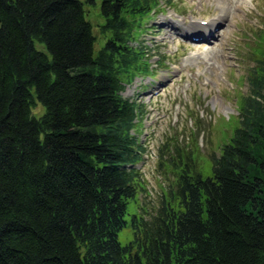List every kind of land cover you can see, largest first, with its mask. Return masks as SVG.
<instances>
[{"label":"trees","instance_id":"trees-1","mask_svg":"<svg viewBox=\"0 0 264 264\" xmlns=\"http://www.w3.org/2000/svg\"><path fill=\"white\" fill-rule=\"evenodd\" d=\"M155 3L0 0V264H264V43L209 173L163 143L157 165L176 168L174 185L117 239L143 150L139 104L121 90L148 72L130 40Z\"/></svg>","mask_w":264,"mask_h":264},{"label":"rangeland","instance_id":"rangeland-1","mask_svg":"<svg viewBox=\"0 0 264 264\" xmlns=\"http://www.w3.org/2000/svg\"><path fill=\"white\" fill-rule=\"evenodd\" d=\"M84 8L100 42L98 9ZM155 8L140 34L130 40L146 54L148 72L134 74L121 90L123 97L139 104L134 118L139 124L132 131L143 150L135 195L124 214L126 224L117 232L120 244L133 235L131 216L153 211L168 185H174L176 168L157 165L168 156L163 143L170 147L169 154L175 144L192 150L188 166L203 176L209 173L210 153L219 152L238 124V98L247 92V72L254 63L251 46L264 43V0H156ZM208 21L217 22L216 36L202 40L196 32L185 33L191 24L204 26ZM34 46L43 44L36 41ZM43 109L35 102L31 113L37 116Z\"/></svg>","mask_w":264,"mask_h":264},{"label":"bare ground","instance_id":"bare-ground-1","mask_svg":"<svg viewBox=\"0 0 264 264\" xmlns=\"http://www.w3.org/2000/svg\"><path fill=\"white\" fill-rule=\"evenodd\" d=\"M215 20L217 21V20H220V19L217 17ZM162 23H163V25L164 24L166 25L165 21L162 22ZM216 23L217 22H214V21H212V22L208 21L204 26H202L200 24H191L192 25V26H190L191 29L189 27V29H188L189 32H185V33L186 34H189L191 32H196V33H198L197 36H200L201 35L202 40H207L211 36L213 37V36H216L217 35L216 30L214 29V27L218 26V24H216ZM172 29L178 30V27L173 24L172 25Z\"/></svg>","mask_w":264,"mask_h":264}]
</instances>
